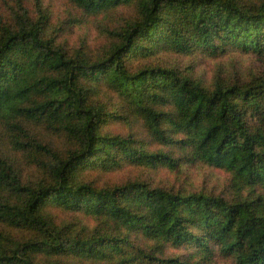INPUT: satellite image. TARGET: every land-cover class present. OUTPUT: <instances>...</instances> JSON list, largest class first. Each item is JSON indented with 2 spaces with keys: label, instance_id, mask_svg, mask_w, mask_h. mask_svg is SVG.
Returning a JSON list of instances; mask_svg holds the SVG:
<instances>
[{
  "label": "trees",
  "instance_id": "1",
  "mask_svg": "<svg viewBox=\"0 0 264 264\" xmlns=\"http://www.w3.org/2000/svg\"><path fill=\"white\" fill-rule=\"evenodd\" d=\"M71 1L90 18L125 5L136 17L107 30L110 46L91 57L48 34L51 15L42 0L33 8L12 0L8 17L0 16V122L42 174L25 181L0 147V264H201L216 250L234 264H264V71L246 81L217 72L206 87L175 67L133 66L195 49L211 57L238 49L264 60V0ZM101 84L143 120L153 140L231 173L237 197L80 180L81 170L122 161L178 169L173 151H149L131 135L103 132L122 114L97 98ZM31 126L65 136L69 148L44 143ZM48 207L82 212L95 224H57ZM5 226L30 235L15 237ZM135 233L152 242L149 250L136 247ZM166 244L194 247L200 256H164Z\"/></svg>",
  "mask_w": 264,
  "mask_h": 264
},
{
  "label": "rangeland",
  "instance_id": "2",
  "mask_svg": "<svg viewBox=\"0 0 264 264\" xmlns=\"http://www.w3.org/2000/svg\"><path fill=\"white\" fill-rule=\"evenodd\" d=\"M42 1L51 15L48 34L70 51L83 49L91 57H96L110 46L111 38L107 30L119 28L136 17V9L133 5L120 6L108 13H101L97 17L90 18L85 16L82 8L71 0ZM26 2L29 7L33 6V0H26ZM10 3L12 0H0V16L8 17ZM146 63L178 68L184 74L200 80L206 87L212 86L217 72L226 77L246 81L253 74L264 71V60L260 59L256 53H245L238 49H229L225 54L218 57L204 55L197 49L189 54L167 51L155 54L150 58L135 60L133 66H141ZM98 90L97 98L107 105V109L113 110L117 107L122 114L121 117L111 119L108 124H105L103 132L122 137L131 135L138 146H143L149 151H173L171 154L174 158L179 159V164L178 169L174 171L167 166L151 167L122 161L121 166L113 169L105 170L97 167L81 170L79 173L80 180L91 182L98 188L115 187L130 181H141L152 187L162 186L184 193L205 192L222 195L227 199L237 197L238 191L233 187V175L231 173L188 159L187 155L178 150L176 145L163 146L159 144L148 134L140 117L132 115L128 108L119 107L121 101L113 91L103 84ZM31 130L44 143H50L60 152L66 151L70 146L69 140L65 136L51 134L40 126H31ZM10 139V132L0 122L2 153L14 162L25 181H36L42 174L35 171L26 154L16 150ZM243 194L247 195V191H243ZM46 212L60 225L81 221H86L90 227L95 224L91 219H87L82 212L70 211L60 207H48ZM3 229L19 238L30 235L28 232L18 231L7 226ZM108 229H113V226L109 225ZM132 241L136 247H143L148 250L149 248L146 246L152 243L149 239L141 238L138 233H135ZM164 249L167 252L164 256H180L181 259L200 256L194 247L186 245L177 247L166 244ZM74 264L77 263L74 262ZM201 264H234V259L224 256L219 250H216V254L211 259L203 258Z\"/></svg>",
  "mask_w": 264,
  "mask_h": 264
}]
</instances>
